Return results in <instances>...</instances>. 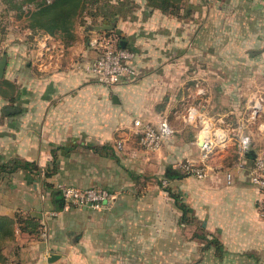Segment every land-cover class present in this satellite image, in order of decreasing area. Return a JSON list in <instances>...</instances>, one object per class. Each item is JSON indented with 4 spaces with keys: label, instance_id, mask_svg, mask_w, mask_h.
Masks as SVG:
<instances>
[{
    "label": "crops",
    "instance_id": "obj_1",
    "mask_svg": "<svg viewBox=\"0 0 264 264\" xmlns=\"http://www.w3.org/2000/svg\"><path fill=\"white\" fill-rule=\"evenodd\" d=\"M140 17L135 15L133 21L124 17L115 28L128 38L121 46L135 54L131 64L137 75L124 77L113 87L100 84L83 69L98 57L90 41L100 37L104 31L95 28L108 26L105 23L77 26L70 42L45 33L34 38L33 45L29 40L0 45V57L8 56L1 81L14 86L12 95L0 93V166L20 161L38 166L37 171L19 169L0 175V217H31L42 226L41 235L33 236L21 232L16 224L14 238L7 244L0 242V264H46L52 256L65 264H141L148 261L147 246L157 250L170 245L186 226L183 210L157 180L160 175L168 179L170 171L186 175L168 179L169 189L191 196L187 189L191 178L173 167L183 159L200 158L201 131L182 130L169 121L174 118L171 114H180L182 71L193 70L188 71L192 83L196 70L189 62L177 60L180 49L170 45L180 36L179 20L150 13L145 22ZM220 70L210 64L208 73L215 71L218 78L210 76L205 82L221 85ZM203 101L200 116L188 117L194 123L212 114V96ZM196 110L190 109L193 114ZM133 119L152 121L157 128L166 120L173 134L158 153L149 154L137 136L133 139V125L131 133L120 134L127 141L119 148L117 121L132 123ZM232 144L230 136L222 158H228ZM263 150L251 145L243 157L240 148V162L245 161L247 168L233 174L237 183L247 178L252 184L249 170ZM216 160L211 167H217ZM46 173H52L51 177ZM65 186L104 188L116 198L101 211L73 208L65 212L60 190ZM252 186L251 191H238L245 203L261 198V190ZM185 205L189 219L195 212ZM247 209L246 204L241 206L243 212ZM52 211L58 216H49ZM250 214L251 224L259 228V213L252 210Z\"/></svg>",
    "mask_w": 264,
    "mask_h": 264
},
{
    "label": "rangeland",
    "instance_id": "obj_2",
    "mask_svg": "<svg viewBox=\"0 0 264 264\" xmlns=\"http://www.w3.org/2000/svg\"><path fill=\"white\" fill-rule=\"evenodd\" d=\"M109 3L104 4L101 10L103 16L92 19L95 14L91 12L76 25H113L111 33H102L100 37L111 40L116 47L119 42L128 41L126 36L115 30L122 18L133 21L135 15L139 14L145 22L149 13L164 15L159 10L149 8L147 0H111ZM27 7L20 10L0 0V45L5 47L6 44L26 40L33 45L34 38H41L45 34L42 30L29 29L30 10ZM180 7L177 16L164 15L180 23V36L170 45L180 49L177 60L189 62L192 69L196 70L197 78L191 83L188 74L193 70L182 71L179 87L183 88L177 103L180 105L177 110L180 114H171L174 118L169 122L174 127L182 130L189 128L192 133L199 134L204 125L189 120L190 109H197L192 118L199 117L200 109L205 104L203 100L212 96V114L203 119L227 131L233 144L228 147L230 154L226 159L222 158L223 149L215 152L210 165L217 158V167H211L206 179L189 176L191 183L187 189L191 191V196L186 195L188 192H174L180 198V203L189 204L195 214L188 219L179 238L170 245L157 247V250L155 246H147L148 261L141 264H264V191L256 190L261 194L260 200L253 203L249 198L245 203L246 199L243 200L238 191L253 190L250 181L246 178L237 183L234 176L232 184L229 185L227 181V175L238 170L241 135H250L252 147L264 149V0H181ZM119 9H123V14ZM165 40L170 42L169 36L165 35ZM210 64L221 68V85L218 81L209 85L205 82L204 79L210 76L218 78L215 71L208 73ZM1 91L5 95H12L14 87L1 81ZM135 119L132 123L119 124L117 121L116 146L127 141L120 134L131 133ZM141 121L154 123L145 119ZM132 137L138 139L136 135ZM199 159H183L173 169L176 170L175 167L188 160ZM220 162L224 166H219ZM157 183L163 189L170 188L168 179L163 175H160ZM245 204L249 207L247 212L241 210ZM252 210L259 213V228L250 222ZM212 238L221 242L222 252L211 244ZM157 251L158 258L155 260ZM151 258L154 259L149 260Z\"/></svg>",
    "mask_w": 264,
    "mask_h": 264
},
{
    "label": "built area",
    "instance_id": "obj_3",
    "mask_svg": "<svg viewBox=\"0 0 264 264\" xmlns=\"http://www.w3.org/2000/svg\"><path fill=\"white\" fill-rule=\"evenodd\" d=\"M90 46L98 51L97 59L83 69L93 75L100 84L113 87L124 77H134L137 75L132 66L135 54L127 48H118L113 45L111 40L95 37L90 41ZM191 114H193L191 112ZM192 118V115L190 116ZM204 125L201 130L203 146L202 154L198 161H186L179 164L176 170H181L189 176L199 180L209 176L211 165L210 161L216 151L225 149L229 143L230 135L227 131L216 128L215 125L202 120ZM134 134L139 138L143 149L147 152H159L166 139L173 134L169 123L165 120L157 128L151 123L136 120L134 123ZM242 156L251 150L252 139L250 136L241 135L239 139ZM123 144L119 143V148ZM245 161L238 165L239 170H246ZM250 179L254 186L264 191V150L255 158L253 166L249 170ZM228 184H232L233 174L227 175ZM166 184V182H165ZM61 192L65 200L64 211L68 212L73 208H89L101 211L108 207L115 200L116 195L104 188L80 189L76 187H61ZM49 216L56 217L58 212L52 211ZM46 264H65L59 262H47Z\"/></svg>",
    "mask_w": 264,
    "mask_h": 264
},
{
    "label": "trees",
    "instance_id": "obj_4",
    "mask_svg": "<svg viewBox=\"0 0 264 264\" xmlns=\"http://www.w3.org/2000/svg\"><path fill=\"white\" fill-rule=\"evenodd\" d=\"M5 3L11 4L20 10L25 6L29 8V29L42 30L51 36H60L64 41L70 42L75 39V29L77 22L85 18L86 14L93 12L95 15L92 19L103 16L101 10L104 4H108L111 0H3ZM108 1V3H107ZM181 0H147V5L152 10H159L164 15L177 16L180 13ZM110 4V3H109ZM109 34L111 31L100 32V35ZM118 48H123L121 43L117 44ZM9 87H14L10 82L5 81ZM5 93H7L5 91ZM19 169L27 171H37L38 166L29 162H15L0 166V175L2 173H13ZM52 173H46L47 177H51ZM178 172L170 171L167 175L168 179L183 178ZM48 185V184H47ZM172 198L175 199L179 207L184 212L185 220H188V208L185 204L180 203V198L173 194L170 189H166ZM18 224L19 230L33 236H40L42 226L39 221L31 217H23L16 215L15 219L9 217H0V242L9 243L14 238V227ZM217 250L222 252V244L217 238L211 239ZM7 242V243H6ZM1 251V248H0Z\"/></svg>",
    "mask_w": 264,
    "mask_h": 264
},
{
    "label": "water",
    "instance_id": "obj_5",
    "mask_svg": "<svg viewBox=\"0 0 264 264\" xmlns=\"http://www.w3.org/2000/svg\"><path fill=\"white\" fill-rule=\"evenodd\" d=\"M113 25L111 26H100V27H96L95 30L96 31H106V30H111L113 29ZM122 47L124 48V45H122ZM7 64H8V56L6 53H3L0 57V80L3 79L5 72H6V68H7ZM117 101V99H115ZM200 147L203 146V140L202 138H200V142H199ZM59 259V257L57 256H52L49 260V262L54 263Z\"/></svg>",
    "mask_w": 264,
    "mask_h": 264
}]
</instances>
